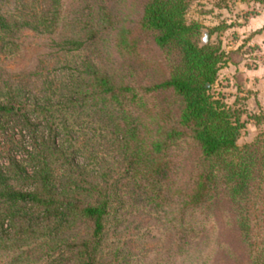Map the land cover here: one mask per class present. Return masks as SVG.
I'll use <instances>...</instances> for the list:
<instances>
[{
	"label": "trees",
	"instance_id": "16d2710c",
	"mask_svg": "<svg viewBox=\"0 0 264 264\" xmlns=\"http://www.w3.org/2000/svg\"><path fill=\"white\" fill-rule=\"evenodd\" d=\"M96 1V29L88 33L86 40L57 44L62 51L72 54L84 50L104 31H111L116 32L117 47L132 53L140 47L143 32L152 34L162 50L177 51L180 59L172 66L170 78L152 87L118 84L109 74L85 62L66 67L70 74L63 86L65 98L54 99L58 88L53 85L47 87L52 93L49 99L42 104L35 101L25 111L11 95L0 98V116L30 114L46 122L51 131L49 141L38 139L36 132L31 131L34 149L28 152L26 165L35 172L31 179L36 186L34 191L14 190L9 183L11 177L0 169L1 232L7 222L14 223L21 216L22 205L41 211L50 234L86 220L92 225V235L80 247L81 258L83 264H96L107 224L117 212L124 188L140 190L148 205L164 211L165 204L183 196L181 215L209 208L224 198L232 207L250 264H264V134L252 143L238 146L245 129L243 113L211 93L219 72L234 63L233 59L210 42L202 46L198 43L201 27L186 19L190 0ZM258 1L264 4V0ZM139 9V29H131L127 20L131 12ZM65 15L66 0H47V11L31 21H10L0 11V52L16 54L20 47L18 38L24 31L58 34ZM166 92L183 102L176 123L170 106L150 107L146 100ZM91 125L97 127L99 134L110 137L115 157L111 158V165L99 157L85 166L77 163L75 156L84 148L77 140ZM59 134L66 137L67 147L56 143ZM186 139L200 150V157L189 191L181 195L168 151ZM60 161L68 169L62 175L54 167ZM97 165L101 179L89 181V170ZM13 166L16 176L27 172L25 166L15 162Z\"/></svg>",
	"mask_w": 264,
	"mask_h": 264
},
{
	"label": "rangeland",
	"instance_id": "374dc122",
	"mask_svg": "<svg viewBox=\"0 0 264 264\" xmlns=\"http://www.w3.org/2000/svg\"><path fill=\"white\" fill-rule=\"evenodd\" d=\"M97 4L96 0H66V18L58 34L24 31L18 38L16 54L0 52V98L11 95L23 111L35 101L42 104L49 99L52 93L48 85L58 88L54 99L65 98L63 86L70 74L66 67L85 62L109 74L118 84L140 89L169 79L172 66L180 59L178 52L159 48L152 34L140 32V47L132 53L117 47L116 32L111 31H104L94 43L72 54L57 46L67 40L87 39L88 33L96 29ZM0 11L10 21H31L47 11V0H0ZM141 16L140 9L131 12L126 25L139 29ZM186 19L200 25L197 41L201 46L208 33V42L233 59L234 63L219 72L211 93L243 113L245 129L238 146L254 142L264 134V4L258 0H190ZM146 100L150 107L170 106L176 123L183 107L180 98L166 92ZM31 131L38 139H50L46 122L33 115L0 116V169L11 177L10 186L16 191L36 189L31 181L35 172L26 165L28 152L34 149ZM59 135L56 143L67 147L66 137ZM77 141L84 147L75 156L80 165L90 164L95 157L109 163L114 157L110 137L99 134L93 125ZM168 155L179 193L184 195L189 191L200 150L186 139L171 146ZM14 162L26 167L24 176L12 173ZM61 163L54 165L58 175L68 170ZM99 167L89 170V181L101 179ZM122 192L117 212L107 224L96 264H250L226 199L181 215L183 196L165 204L164 211L148 205L140 190L124 188ZM20 215L14 223H6L4 232L0 230V264H83L80 247L92 235L88 221L79 220L50 234L38 208L22 205Z\"/></svg>",
	"mask_w": 264,
	"mask_h": 264
},
{
	"label": "water",
	"instance_id": "95a60500",
	"mask_svg": "<svg viewBox=\"0 0 264 264\" xmlns=\"http://www.w3.org/2000/svg\"><path fill=\"white\" fill-rule=\"evenodd\" d=\"M208 40H209V35H208V33H205V37L203 39V43H207Z\"/></svg>",
	"mask_w": 264,
	"mask_h": 264
},
{
	"label": "crops",
	"instance_id": "0c3cea01",
	"mask_svg": "<svg viewBox=\"0 0 264 264\" xmlns=\"http://www.w3.org/2000/svg\"><path fill=\"white\" fill-rule=\"evenodd\" d=\"M258 70H259V71H261L262 69H261V68H259ZM256 72H258V71H254V72H252V73H256Z\"/></svg>",
	"mask_w": 264,
	"mask_h": 264
}]
</instances>
